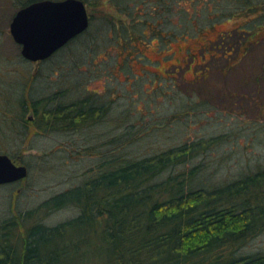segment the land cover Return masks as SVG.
<instances>
[{
	"label": "rangeland",
	"instance_id": "374dc122",
	"mask_svg": "<svg viewBox=\"0 0 264 264\" xmlns=\"http://www.w3.org/2000/svg\"><path fill=\"white\" fill-rule=\"evenodd\" d=\"M258 4H262L259 11L250 14L258 17L254 21L243 16L226 19L229 13ZM123 6L127 17L114 14L115 19L126 20L136 33L149 36L150 30L144 31L140 22L152 25L156 19L173 37L159 51V42L153 39V46L141 51L145 60L134 57L136 51L127 62L116 55L120 51L116 41L102 29L92 42L88 38L87 47H66L38 66L22 58L10 34L17 8L10 0H0V151L12 156L21 151L29 170L25 180L0 186V222L79 186L111 156L110 149L140 157L186 141L226 135L221 145L194 160L206 166L208 176L221 182L264 168V0H125ZM102 9L109 7L95 10L96 28L103 26ZM239 25V32L245 33L234 31ZM220 35L219 44L210 43ZM147 45L134 38L124 43L137 50ZM205 45L213 56L207 55L203 62L199 50ZM180 65L182 69L176 67ZM87 88L111 106L108 121L101 125L48 132L19 146L21 141L2 119L3 105H13L16 98H40L69 89L68 100L78 93L89 94ZM125 112L133 114L128 123L136 132L125 138L138 141L122 150L126 127L118 119ZM118 136L119 141L111 143ZM76 214V209L64 207L51 211L45 223L57 225ZM245 251H264V234Z\"/></svg>",
	"mask_w": 264,
	"mask_h": 264
},
{
	"label": "trees",
	"instance_id": "16d2710c",
	"mask_svg": "<svg viewBox=\"0 0 264 264\" xmlns=\"http://www.w3.org/2000/svg\"><path fill=\"white\" fill-rule=\"evenodd\" d=\"M36 1L11 0L16 7ZM82 1L91 11L89 29L64 48H85L88 38L92 42L94 34L100 36L99 31L106 29L120 50L116 55L130 62L136 51L134 57L147 58L141 51L153 46V39L159 42V51L173 37L165 32L162 21L155 19L152 25L140 22L144 31L150 30L147 36L146 32L136 33L126 20L117 21L114 14L105 13L113 10L116 15L127 17L125 0ZM106 6L109 9L100 13L103 26L96 28L99 18L94 12ZM255 6L238 14L229 13L226 19L243 16L254 21L258 17L250 14H255L262 4ZM132 20L137 22L136 17ZM241 26L234 31L245 33L239 32ZM133 38L148 45L139 50L124 46ZM220 38L221 35L210 43L219 44ZM206 50L207 46L199 50L203 62L208 61L207 55L213 56ZM176 67L182 69L183 65ZM68 91L40 98H16L12 108L1 112L10 131L21 141L19 146L27 145V132L32 129L18 130L15 125L17 121L27 122L29 108L34 112L33 125L42 131L69 132L108 121L109 104L90 93H78L67 100ZM132 115H120L118 123L126 131L121 139L118 136L111 141L120 139L122 150L138 141L136 137L125 138L127 133H136L131 131L135 125L128 123ZM225 140L226 135L186 141L140 157L110 149L111 156L103 159L79 186L0 222V264H264V251H245L264 234V168L218 182L207 175L203 163L194 161ZM17 153L12 156L0 151L16 164L24 165L21 151ZM187 163L193 164L187 167ZM64 207L76 209V216L53 226L45 223L51 211Z\"/></svg>",
	"mask_w": 264,
	"mask_h": 264
},
{
	"label": "water",
	"instance_id": "95a60500",
	"mask_svg": "<svg viewBox=\"0 0 264 264\" xmlns=\"http://www.w3.org/2000/svg\"><path fill=\"white\" fill-rule=\"evenodd\" d=\"M89 27L85 4L80 0L42 1L20 10L10 25L21 55L30 62L49 59ZM29 170L0 154V186L25 180Z\"/></svg>",
	"mask_w": 264,
	"mask_h": 264
},
{
	"label": "flooded vegetation",
	"instance_id": "af4514ba",
	"mask_svg": "<svg viewBox=\"0 0 264 264\" xmlns=\"http://www.w3.org/2000/svg\"><path fill=\"white\" fill-rule=\"evenodd\" d=\"M6 1H8L9 2V0H6ZM11 1V0H10ZM42 1H47V0H38V1H36V2H31V3H29V4H27V5H25V6H23V7H16L12 2V6L13 7H15V8H17V10H16V12H15V14L13 15V18L15 17V15L20 11V10H22V9H24V8H27V7H29L30 5H33V4H35V3H38V2H42ZM50 1H64V0H50ZM80 1H82V0H80ZM84 4H85V6H86V9H87V13H88V16H89V26H90V20H91V11H90V8H89V6L84 2V1H82ZM262 10V9H261ZM259 11V10H258ZM90 12V13H89ZM111 13L112 14H115V11H111ZM13 18H12V20H13ZM12 22V21H11ZM10 25H11V23H10ZM88 29H89V27H88ZM87 29V30H88ZM86 30V31H87ZM85 31V32H86ZM85 32H83V33H85ZM82 33V34H83ZM82 34H80V35H82ZM79 35V36H80ZM79 36H77V37H79ZM76 37V38H77ZM74 40V39H73ZM72 41V40H71ZM70 41V42H71ZM69 42V43H70ZM68 43V44H69ZM67 44V45H68ZM66 45V46H67ZM20 47V46H19ZM65 47V46H64ZM64 47L62 48V49H60L57 53H59L61 50H63L64 49ZM20 49H21V47H20ZM57 53H55V54H57ZM55 54L52 56V57H50L49 59H47V60H45V61H41V62H30V61H27L26 59H24L23 57V59L26 61V62H28V63H32V64H35V65H38L39 66V64L40 63H43V62H48V61H51L54 57H55ZM22 56V55H21ZM31 78H32V81L34 80L35 81V79H36V73L34 74V75H32L31 76ZM31 81V84H33V82ZM31 88V87H30ZM59 92V91H58ZM78 92H80V91H78ZM87 92L89 93V92H91V90L89 89V88H87ZM57 94H62V92H59V93H57ZM100 100V99H99ZM9 106L10 105H3V108H4V110H6V109H9ZM10 107H12V106H10ZM3 110V111H4ZM29 113L26 115V120H27V122L25 121V120H22V121H17V123H18V125H15V128L17 127L18 128V130H24V128H28L29 130L30 129H32L31 130V132L29 133V132H27V134H28V136L31 138V137H34V136H43V135H46L48 132H53V131H59V132H66V133H69V132H75V131H78V130H74V131H66V130H47V131H42V130H40V128H38L37 126H34L33 125V121H34V112L32 111V109L31 108H29ZM100 124V123H99ZM98 125V124H97ZM71 125H69V127H70ZM54 133V132H53Z\"/></svg>",
	"mask_w": 264,
	"mask_h": 264
}]
</instances>
